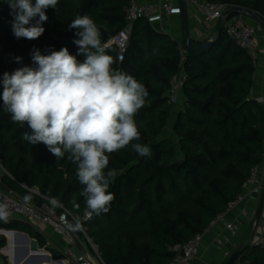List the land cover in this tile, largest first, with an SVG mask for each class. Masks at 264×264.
Segmentation results:
<instances>
[{
    "label": "trees",
    "instance_id": "obj_1",
    "mask_svg": "<svg viewBox=\"0 0 264 264\" xmlns=\"http://www.w3.org/2000/svg\"><path fill=\"white\" fill-rule=\"evenodd\" d=\"M208 1L227 8L237 5L264 17V0ZM129 5L130 0H58L55 9L46 10L44 33L33 40L17 39L13 19L0 7V42L15 53L11 68L34 67L31 54L35 49L47 55L67 47L76 55V30L68 24L77 16L88 15L98 26L106 22L101 40L115 61L112 67L144 84L149 93L135 116L140 139L132 143L147 145L150 155L140 156L131 144L109 154L105 173L116 172L109 187L114 200L107 213L93 214L81 224L105 264H167L173 257L169 246L204 232L243 191L252 168L264 163V104L251 97L254 55L226 34L225 22L212 45L188 53L181 61L180 48L185 41L179 42L147 19L138 18L120 61L117 47L109 41L128 27ZM238 15L232 12L226 21ZM204 41L194 39L193 44L199 46ZM181 68L188 79L183 86V108L173 125L179 137L178 157L173 140L163 133L174 109L169 96L171 79ZM2 90L0 84V93ZM24 132L31 130L13 122L0 100V160L12 176L4 174V183L38 205L55 197L82 218L85 201L80 195L83 185L76 176L77 165L67 159V153L57 159L43 143L29 144L22 138ZM0 226L22 230L37 238L41 247L46 245L29 223L1 220ZM4 244V239L0 240V249ZM239 248L240 261L264 264V247L246 242ZM48 249L55 258L62 256L59 250Z\"/></svg>",
    "mask_w": 264,
    "mask_h": 264
},
{
    "label": "clouds",
    "instance_id": "obj_2",
    "mask_svg": "<svg viewBox=\"0 0 264 264\" xmlns=\"http://www.w3.org/2000/svg\"><path fill=\"white\" fill-rule=\"evenodd\" d=\"M13 20V35L29 40L45 31L46 10L56 8L58 0H6ZM181 7V6H180ZM88 15L77 16L68 24L76 30L77 53L67 47L50 54L35 49L33 66L4 72L2 108L16 123H26L31 132L23 139L31 145L43 143L55 158L67 153L77 165L76 176L83 188L85 215L107 213L114 194L109 191L116 176L105 173L109 154L131 144L140 156L150 155V148L140 143L135 116L146 104L149 93L144 84L125 72L114 69V59L101 40V28ZM82 56V60L77 57ZM22 58L16 57L20 62ZM74 206L79 207L75 204ZM53 207L61 206L53 197ZM11 211L0 202V220L7 222ZM74 230L82 229L77 218ZM233 253V252H232Z\"/></svg>",
    "mask_w": 264,
    "mask_h": 264
},
{
    "label": "built area",
    "instance_id": "obj_3",
    "mask_svg": "<svg viewBox=\"0 0 264 264\" xmlns=\"http://www.w3.org/2000/svg\"><path fill=\"white\" fill-rule=\"evenodd\" d=\"M193 1L196 3L199 12L203 14L207 20L213 22H217L227 9V6L222 3H216L208 0ZM180 12V5H176L172 0H164L160 4H150L141 0H130V5L127 8V21L129 25L128 27L120 30L109 41V44L117 47L118 59L122 61L130 41L131 30L129 29V26L132 25L136 19L145 18L153 24L165 16H170L173 13ZM224 22L226 34L240 46L246 48L253 54L258 40L257 27L250 23L248 19L242 15L235 16L227 21L225 19ZM188 53L189 52L185 44L182 45L180 48L181 61L186 58ZM14 57L15 53L7 50L6 46L0 42V61L7 66V72L9 73L16 70L11 68V63L13 62ZM187 79L188 75L183 68H181L179 72L172 77L169 96L170 101L173 104L179 101L180 94L183 91V86ZM4 174L8 173L4 169L2 161L0 160V183H4ZM263 189L264 169H261V165H257L252 168L250 178L245 182L243 191L229 204L226 212L220 214L214 221H212L204 232L195 234L191 239L184 243H177L169 246V250L173 253V257L167 264H196L195 260L199 255L200 246L205 233H207L211 227L215 226L220 221L224 222L228 235L224 238H220L218 236L215 237V242L222 246L230 244L233 239L238 237L242 220H227V215L235 208L239 207L246 200L247 196L252 193L262 192ZM0 202L7 203L9 206L11 216L8 221L23 220V222L31 225L35 222H40L51 226L56 233L65 237L67 246H65L62 250H59L62 255L61 257L55 258L50 250L46 247H42L48 250L51 254V259L48 261L49 264H105L98 248H96L93 240L88 236L86 228L82 225V229H80L81 233H79L78 230L73 229V225H75L77 218L81 222V220L87 221L92 216L88 217L84 214L82 218H79L65 207H53L48 202L38 205L20 197L19 195L15 196L4 191L1 186ZM241 213L242 216H250L246 208H242ZM255 215L256 210L251 213L253 220H255ZM2 229L5 228L0 226V231ZM76 239L79 240L80 245L77 244ZM250 243L252 245L264 247V210L258 222L255 235ZM89 245L96 252L98 259L94 257ZM228 253L231 255L230 252ZM35 255L37 258H35V262L31 264H38L37 261L40 252H36ZM45 262L46 261L41 264H46ZM235 264L249 263L242 262L237 259Z\"/></svg>",
    "mask_w": 264,
    "mask_h": 264
},
{
    "label": "crops",
    "instance_id": "obj_4",
    "mask_svg": "<svg viewBox=\"0 0 264 264\" xmlns=\"http://www.w3.org/2000/svg\"><path fill=\"white\" fill-rule=\"evenodd\" d=\"M141 1L150 4H160L164 0ZM172 1L176 5H180V0ZM2 5H4V0H0V7ZM187 6L189 11L190 30L193 38L195 40H202L213 36L216 22L207 20L205 16L199 12L196 3L193 0H187ZM248 21L257 27L258 36L256 47L253 52L256 66L254 73V84L251 90V97L260 100L264 104V27L261 24L254 22L253 20L248 19ZM153 25L158 31L170 34L179 42H182L184 40L182 10L180 13H173L170 16H165L161 20L154 22ZM0 71L1 73L8 71L7 66L1 61ZM183 103L184 93L182 91L180 94L179 101L174 104V111L171 115L174 119L173 125L177 113L183 108ZM177 141H179V137ZM261 169H264V163L261 165ZM261 194L262 192H256L247 196L246 200L239 207L235 208L227 215V220H242L239 235L238 237L233 239L230 244L222 246L215 242V237L218 236L220 238H224L228 235V231L226 230L225 224L222 221L218 222L215 226L211 227L207 233H205L200 246L199 255L195 260L196 264H224L226 260L230 257V254L228 252L232 254V252L238 249L243 243H246L248 241L254 226V221L252 219L251 213L257 210ZM242 208H246L250 216H242ZM32 226L37 231H39L41 236L46 240V245L44 247H46L47 249L53 248L56 250H62L63 248H65V246H67V241L65 237L61 234L56 233L51 226L47 224L44 227H37L35 224H32ZM17 231L24 232L22 230ZM5 233L8 237L9 247H7L4 252L9 255L12 263L6 262L7 259L4 258V254L1 252V250L0 257L3 258V262L5 264H16V261L18 259L25 256L29 244L21 235L15 234V238H12L9 234L10 232ZM3 239L4 238L2 237L0 238V240ZM28 255H30V252Z\"/></svg>",
    "mask_w": 264,
    "mask_h": 264
},
{
    "label": "water",
    "instance_id": "obj_5",
    "mask_svg": "<svg viewBox=\"0 0 264 264\" xmlns=\"http://www.w3.org/2000/svg\"><path fill=\"white\" fill-rule=\"evenodd\" d=\"M180 6H181V10H182V17H183V30H184V41H185V46L188 50L189 53L192 54H196L199 53L201 51H203L204 49H206L208 46L212 45L217 39H218V35L220 32V29L223 25L224 20L229 16V14H231L232 12H237L239 13V15H242L244 17H246L247 19L253 20L256 23H259L261 25L264 26V17L262 15H260L257 12H254L252 10H249L247 8H243L237 5H233L229 8H227L225 10V12L223 13V15L217 20L216 24H215V30H214V34L211 37H208L205 39V41L203 43H201L199 46H194L193 44V36L191 34V30H190V23H189V11H188V6H187V0H180ZM1 9L3 11H5L12 19V15H10V8L8 4H4L1 6ZM129 29L132 30V25L129 26ZM21 126L28 128L26 123H22ZM0 186L2 187V189L8 193H11L15 196H18L10 187H8L5 183H0ZM263 207H264V189L262 191L260 200H259V204L256 210V215H255V222H254V226L251 232V235L248 239L247 242H251L258 222L260 220L262 211H263ZM23 221V220H21ZM4 232H11V233H16L17 235H21L25 238L26 242L29 244V247L27 248V252L25 254V256H23L22 258L18 259L16 262V264H31L34 263V259L37 258V256L35 255L36 252H40V255L38 256V264L43 263L44 261H50L51 259V254L48 252V250H46L45 248H42L38 242V240L34 237H31L29 234L25 233V232H21V231H17V230H13V229H2L0 231V233H4ZM76 242L78 245H80V242L78 239H76ZM3 249L5 250V247H3ZM241 248L236 249L231 255L230 257L226 260V262L224 264H234V262L238 259V255L240 252ZM30 252V255H28ZM28 255V256H27ZM26 257V258H25Z\"/></svg>",
    "mask_w": 264,
    "mask_h": 264
},
{
    "label": "rangeland",
    "instance_id": "obj_6",
    "mask_svg": "<svg viewBox=\"0 0 264 264\" xmlns=\"http://www.w3.org/2000/svg\"><path fill=\"white\" fill-rule=\"evenodd\" d=\"M2 75H3V72H2ZM174 111V110H173ZM173 116H171V118H170V120H169V123L167 124V126H166V128H165V131H164V133H163V136H165V135H167V136H165V137H168V136H170V138L173 140V142H174V146H175V151H176V156H181V153H180V148H179V141H177V139H178V136L173 132ZM254 222H255V220H253ZM37 227H44V226H46V224H43V223H38V222H35L34 223ZM4 238V241H5V244H4V246L3 247H9V244H8V237L4 234V233H0V238ZM2 247V248H3ZM0 249L1 250V252L4 254V258H6L7 259V263H12L11 262V258L9 257V255L6 253V252H4V250L3 249ZM89 248L91 249V252L93 253V255H94V257L95 258H97L98 259V256H97V254H96V252L93 250V248L92 247H90V245H89ZM96 248H97V246H96ZM0 264H5L4 262H3V258L2 257H0Z\"/></svg>",
    "mask_w": 264,
    "mask_h": 264
},
{
    "label": "bare ground",
    "instance_id": "obj_7",
    "mask_svg": "<svg viewBox=\"0 0 264 264\" xmlns=\"http://www.w3.org/2000/svg\"><path fill=\"white\" fill-rule=\"evenodd\" d=\"M5 233V232H4ZM11 233V232H10ZM15 233V232H14ZM5 235H6V233H5Z\"/></svg>",
    "mask_w": 264,
    "mask_h": 264
}]
</instances>
